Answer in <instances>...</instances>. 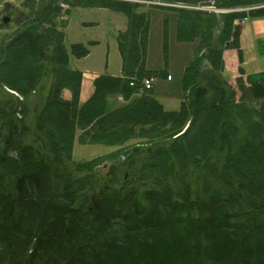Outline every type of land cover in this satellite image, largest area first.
<instances>
[{
	"label": "trees",
	"instance_id": "16d2710c",
	"mask_svg": "<svg viewBox=\"0 0 264 264\" xmlns=\"http://www.w3.org/2000/svg\"><path fill=\"white\" fill-rule=\"evenodd\" d=\"M69 1L73 7L80 3L108 7L129 17L128 31L118 36L124 76L97 77L94 101L107 94H134L144 77L164 74L146 69L150 19L147 12L137 11L138 5ZM256 2L264 0L218 4ZM42 8L36 16L39 23L29 21L4 48L8 60L0 73V264H264V109L261 116L238 123L237 91L224 73V48L229 44L239 48L238 31L231 41L233 20L244 13L224 15L220 27L215 14L180 11L178 40H198L182 77L181 107L166 110L156 98H142L132 117L137 123L158 119L164 128L173 125L168 130L172 140L187 120L192 126L208 116L231 132L244 130L234 153L239 157L230 161L221 154L219 160L208 159L203 146L211 144L213 133L220 140L227 133L221 135L218 126H203L194 140L179 146L181 158L174 145L177 139L169 143L171 147L167 139L152 140L153 151L136 160V167L143 164L138 175L125 179L116 164L106 174L95 171L100 160L72 164L76 124L70 113L76 115L79 108L82 74L71 67L70 57L82 58L90 49L81 42L67 46L66 33L56 28L64 10L61 3L53 0ZM251 15L264 16V7ZM164 53L167 57V34ZM205 59L210 67L203 68ZM49 65H54L57 81L44 95L41 85ZM60 74L63 80L58 79ZM131 78L139 79V85L131 86ZM67 82L72 102L61 96ZM32 89L38 91L34 100ZM239 89L243 107L264 104V82L240 84ZM142 103L146 109H141ZM128 109L109 115L108 125L115 128L128 122ZM205 132L207 137H201Z\"/></svg>",
	"mask_w": 264,
	"mask_h": 264
},
{
	"label": "rangeland",
	"instance_id": "374dc122",
	"mask_svg": "<svg viewBox=\"0 0 264 264\" xmlns=\"http://www.w3.org/2000/svg\"><path fill=\"white\" fill-rule=\"evenodd\" d=\"M50 1H53V0H0V73L3 74L4 71L7 69L6 65H7L8 58L4 59L6 57L4 48H5V43L7 39H9L11 36L15 35L20 30H22L24 27H26L29 21L30 22L34 21V23H39V21L38 22L36 21L38 19L36 16L39 12L40 13L42 12L43 10L42 4L50 2ZM107 1H113V0H107ZM114 1H125V2L135 3L136 5H138L137 11L139 10L143 11L142 9H146V8L150 9L149 7L154 8L155 7L154 5L161 4V6H157L156 8L163 9L166 12H169V11L176 12L177 11L176 9L178 8V5H179L178 4L179 2L168 1V0H114ZM55 2L61 3L64 7L63 8L64 10L62 11L61 15L57 17L56 28L58 30L62 29L64 30V32H66L67 46H70L72 44L73 42L72 38L74 37L90 39L91 37L88 36V33L90 32L88 31V27L91 25H94L95 23L93 24L90 23L91 25H89L88 27L84 26L88 22L85 21V19L83 20L82 18V14L84 13V10L82 9H90V7H93L94 11H97L99 14L93 15L94 14L93 12V14L89 17V19L92 18L94 20H97L101 17L102 10L99 9L100 7L99 6H85L83 3L77 4L76 6L73 7V6H70V4L66 2V0H55ZM69 2L71 3V0ZM139 6H141L142 9H139L140 8ZM193 6H197V5H191L189 3L185 4L186 8L183 11L192 13L193 11H195L193 10ZM111 10L120 12L113 8ZM9 15L11 17L10 20L8 22L4 21V17L9 16ZM78 19H80L81 21L83 20V22L85 23L83 25L84 27H81V26L79 27L77 25L76 20ZM149 19H150V25H151L150 16H149ZM155 22L156 24L153 27L157 26L158 19H156ZM98 24L99 23H96V25ZM129 24L130 23L128 21V25ZM163 24L165 25V27H167V25L169 24L168 16H165ZM72 25L74 26L73 29H72ZM78 27L80 31H77ZM83 30H87V32ZM92 31H95V30L93 29ZM72 32H74L75 34H72ZM121 32H123V30H121ZM220 32H221V29L217 30V35H219ZM123 33H126V30H124ZM117 37L118 36L116 35V39ZM262 38L264 39V36ZM155 39L152 42L151 48H150L151 60L158 61L160 65L163 66L162 67L163 69L161 70L166 71V68H167L170 71L172 78L170 76H167V79L170 80V82H168L170 86H177L178 89L179 88L182 89V81H181L182 74L180 73V68L183 66V65H180L182 53H179L173 47L171 48L170 39H168V55L166 57L164 53V41L160 43V46H163V49L161 52L160 48L158 47L159 35H157ZM92 40H96V39H92ZM89 49H92V47ZM75 60L76 59L73 58V61L71 60L70 65L73 69H77L81 72L82 85H81V90L79 94V108L75 110V113L77 114L74 115L73 112L70 113L72 120L76 124L74 141L71 146L72 164L73 163L76 164L79 162L86 163V162H91L94 160L95 161L100 160L99 162L100 164L95 165V171H101L102 173L106 174L111 168V166L113 164H116L119 168V169H116L118 170V172H121L124 170L123 174H124L125 179H133L136 177V175H138V170L140 169L139 167L143 165V164H140V165L138 164L136 167L135 163H136L137 158L140 159L141 155L143 154L149 155V151L150 152L153 151V146H154L155 141H157L158 139L159 141L167 139L168 141L167 146L171 147L170 145L171 141L174 138L177 139L174 145L178 147V153H179L178 156H180L181 158L183 157V155H182V151H180L179 146L180 145L184 146V143L186 144V141H188L187 143H190L192 140H194L195 137L199 135L197 132L199 128L203 126L211 127V125H214V127L218 126L216 131L220 132L221 135L226 132L227 137L224 138L223 140H220L221 137H216L218 134L213 133V136H211L212 141L209 140L211 141V144H209L208 146L207 145L203 146L204 150H206L210 156L208 157V159H218L219 160V158L221 157V154L229 156L230 161H232L235 157H239V156H234L235 155L234 153L239 151V146L244 137L243 136L244 130L238 131L239 133L231 132L227 130V128L221 127V121H215L208 116L205 118V121L204 120L197 121L195 124L193 122L192 126L190 125V120H187L185 124L182 126V128L178 129V132L176 133V135L171 136L172 138L170 139L172 140H169L168 138L169 136L168 130L173 129V125L171 124H169L166 128H164L162 123L158 122V119L152 120V121H150L151 120L150 119L147 122L143 120L142 122L137 123L132 117H133V114L136 113V107H137L136 104L140 103L142 101L141 100L142 98H146V99L156 98L158 102L163 104V102L157 98V95L159 96V93L154 88V84L156 80L153 78L151 79L153 83L152 90L145 91L143 93H134V94L132 93L131 95L122 94V93L107 94L105 99L99 98L96 101H94L92 97L95 95V91H96L95 80L97 79V77L102 75L103 74L102 73V74L97 75L94 79L93 93L86 99L82 98L83 84L85 83L84 85H86L87 81L88 80L90 81V79H88V76H87L89 75V73H84L85 71L84 67L80 65V62H76ZM190 60L191 59H189V61ZM89 61L91 60L89 59L87 60L86 67H88V69H92V66H90L91 64ZM165 65H167V67ZM13 66H14V63H11L10 68L11 69L14 68ZM54 68H55L54 65H49L48 67L49 70L46 69L45 74H44L45 81L42 83L41 85L42 87L39 85L41 87V90L43 88L44 95H47L50 91L54 90V89H51L53 87L54 81H57L56 80L57 72L54 70ZM146 69H150L148 65L146 66ZM224 73L225 75H228L227 74L228 72H226V70L224 71ZM173 78L174 80L172 81ZM239 78L240 77H238L235 82H231L232 83L231 86L235 90L238 89V86L240 84L244 85L241 81V78L240 79ZM58 79L63 80L64 79L63 75L60 74ZM66 81L67 80L65 79L64 82ZM40 83L41 81L39 82V84ZM166 86L168 87L167 84ZM166 86H164L162 90H164ZM31 92L32 93H29V94H32L31 100H34L35 99L34 97L37 96L38 91L37 90L35 91L34 89H32ZM52 93L55 94V92H52ZM61 96L63 100H67L69 102L70 101L72 102L74 100L73 90H72V87L70 86V83L67 82L66 86H64L63 89H61ZM175 96L176 94L172 95V98H173L172 105L175 103V98H176ZM183 96H181L180 99H183ZM20 97L22 99L25 98L22 94ZM234 100H235L234 111H236L235 116H236L237 122L238 123L241 122L242 125L246 124L244 122L245 117H247L248 119H253V117H255L256 115L258 116L260 114L261 116L263 113L264 104H260V103L251 104L250 103V104H247L246 107H243L242 103L244 102V99L242 102L240 92H237V96ZM182 102L183 100H181V103ZM132 106L133 107L135 106V107L133 108ZM141 106H142L141 109H146V106H144L143 103L141 104ZM126 107L129 108L127 112L131 114V115H128V122L122 121L119 127H115V128H112L111 126H109L108 124H110V120H107V117L111 115L112 113L116 112L117 110H120V109L123 110L124 108L126 109ZM174 107L175 105H173V109H166V110H176ZM72 108L75 109V107L73 106V107H70V110H73ZM81 108L86 109V113L84 110H80ZM105 118L106 120L102 122V119H105ZM123 126L132 129V132L122 131L121 129L123 130L126 129V128H123ZM207 134L208 133L205 132L201 137L205 138L207 137ZM96 136L98 138H95ZM150 136H154V137L151 138ZM152 140H155V141H152ZM196 145L198 146L199 144L196 143ZM223 146L225 148H223ZM129 149H134L132 155L125 156L126 152ZM138 150L141 151L142 154L139 153ZM122 156H124L123 159H122ZM198 158L200 160L202 156L200 155L198 156ZM125 173L127 174L126 177H125ZM136 182L139 183L140 181H136Z\"/></svg>",
	"mask_w": 264,
	"mask_h": 264
},
{
	"label": "crops",
	"instance_id": "0c3cea01",
	"mask_svg": "<svg viewBox=\"0 0 264 264\" xmlns=\"http://www.w3.org/2000/svg\"><path fill=\"white\" fill-rule=\"evenodd\" d=\"M79 8V7H77ZM88 8V7H87ZM150 9H142L147 12L151 18V25L148 36V56H147V65L150 69L161 70L163 69L158 61L151 60L150 48L151 44L154 41L155 37L159 35L158 47L162 52L163 46H160V43L164 41L165 32L169 33L170 46L175 48L181 54L180 65H183L180 68V73L184 74L185 67L189 62V59L194 55L196 43L195 42H179L177 39V27L179 13L176 11L166 12L163 9L149 7ZM101 11V17L97 20L89 17L99 14L97 11H94L93 7L90 9H82L84 13L82 14L83 20L88 23H84L83 20H76L77 25L80 27H88L90 23H95L88 27V36L91 38H72L73 42H83L88 43L94 41L95 43L91 45L90 54L83 58H74L76 62H80V65L84 67L85 72L89 73L88 80L86 85L83 84L82 87V98H88L94 91V79L99 74H110L114 76H120L123 74V59L118 46V41L116 35L121 30H126L128 27V17L121 12H116L108 8H99ZM165 16L169 17V24L167 27L163 24ZM156 19H158L157 26L153 27L156 24ZM96 23H99L96 25ZM69 24V22H68ZM85 24V25H84ZM84 25V26H83ZM77 28V31L79 30ZM74 26L72 25V29ZM95 31H92V30ZM87 32V30H83ZM77 33V32H76ZM72 34H75L72 32ZM165 34V35H164ZM264 16L252 17L247 23L241 27L240 34V49L236 48H227L224 51V59L226 72L230 77V82H235L238 77L241 78V81L245 82L246 85H252L260 82H264ZM157 39V38H156ZM155 39V40H156ZM157 43V41H156ZM240 57H242L240 59ZM91 60L90 66L92 69L86 67L87 60ZM73 61V58L71 59ZM79 60V61H77ZM188 61V62H187ZM75 62V63H76ZM78 66V65H77ZM167 67V65H165ZM79 67V66H78ZM91 71V72H89ZM170 74V71L166 68V71L161 76L160 79L156 81L155 89L159 93L157 98L161 100L164 106L167 109H179L181 106L180 97L182 96V89H178L177 86H170L167 79V75ZM94 75V76H93ZM239 78V79H240ZM174 78L172 79V81ZM182 81V78H181ZM168 85V87L166 86ZM166 86L164 90L162 88ZM176 94L175 103L172 105V95ZM156 95V94H155ZM162 95V96H161Z\"/></svg>",
	"mask_w": 264,
	"mask_h": 264
},
{
	"label": "water",
	"instance_id": "95a60500",
	"mask_svg": "<svg viewBox=\"0 0 264 264\" xmlns=\"http://www.w3.org/2000/svg\"><path fill=\"white\" fill-rule=\"evenodd\" d=\"M216 16H217L218 20L221 21V19H222V15H221L220 13H217ZM8 20H9L8 17H5V18H4V21H8ZM206 65H209V61H208L207 59L204 61V66H206ZM203 68H204V67H203ZM131 152H132V151H129V152H128V155H130ZM122 158H124V156H123Z\"/></svg>",
	"mask_w": 264,
	"mask_h": 264
},
{
	"label": "built area",
	"instance_id": "2783aa9c",
	"mask_svg": "<svg viewBox=\"0 0 264 264\" xmlns=\"http://www.w3.org/2000/svg\"><path fill=\"white\" fill-rule=\"evenodd\" d=\"M152 85V80L151 79H146L145 82H144V86L146 88H150Z\"/></svg>",
	"mask_w": 264,
	"mask_h": 264
}]
</instances>
